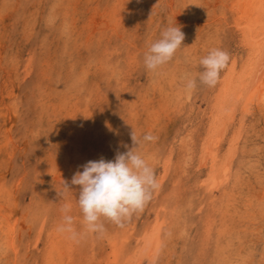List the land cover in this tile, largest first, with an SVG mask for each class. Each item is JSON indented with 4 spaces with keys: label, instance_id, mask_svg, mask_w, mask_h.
Segmentation results:
<instances>
[{
    "label": "rangeland",
    "instance_id": "374dc122",
    "mask_svg": "<svg viewBox=\"0 0 264 264\" xmlns=\"http://www.w3.org/2000/svg\"><path fill=\"white\" fill-rule=\"evenodd\" d=\"M144 1L142 0L139 6H136L135 11H130L127 14L124 18L123 27L111 25L107 34H104L106 38L102 35L101 38L103 39L96 41V38L83 40L86 36H90L84 30L83 34L80 35L82 37L78 38L74 33H69L68 30L66 33V30L59 29V26L66 19L63 16L66 15L64 0H0V133L3 134V136L0 135V141L3 143L7 141L3 139L6 137L4 132L9 130L14 144L13 148L9 146L8 151H3V155L5 154L8 158V154H10L11 159L5 161L4 157V160L0 161L4 162L0 165V176L2 175L3 180L9 186L16 187L14 194L18 200L22 201L20 204L28 206L32 213L38 209L39 205L36 206V204L40 202L41 208H47L52 217L60 221L63 220L64 216L62 209L65 206L70 208L68 214L74 217V228L79 233L76 240L71 239L70 248L73 250L71 251L69 248L68 254L63 256L70 254L67 256L70 259L69 262H72L70 264H87V257L94 260L101 258V254L109 249L110 239L106 236L120 230L119 227L105 220L106 231L102 236H98L87 232L83 225V213L77 202L79 186L72 185L71 180L74 174L77 171H82V166L89 162L85 151H78L80 156L83 157L84 155V158L79 157L78 160H70V166H72L70 173L73 172L71 177L66 171L60 173L62 160L57 156L64 150L61 148L62 144L65 141L71 142L70 137H67L70 130L67 133L64 128L68 124L65 119V112L74 107L75 100L78 105L77 108H80L78 112L81 123H76L74 136L79 137L81 149L87 150L89 146H107L109 152L106 157L103 156L102 158L105 157L106 161L114 160L118 151L127 150L123 145H127L129 148L133 147L131 133L134 131L140 142L139 153L145 160L148 159L147 163L154 169L157 180L162 171V163L167 156L173 158L174 165L182 159L183 153L187 150L182 144L183 139H190V136L194 137L195 151L198 153L200 138L205 133L208 124L206 118L210 106L207 105V101L210 100L211 103V100H215L219 82L212 88L200 83L199 75L203 71L200 60L207 56L206 53L214 48L216 43H220L221 50H223V43L220 41L206 43L207 38L202 40L206 44L204 46L201 45V42L196 43V46L194 43L188 44L189 46L183 44L184 47L180 49L181 51L178 50L179 53L175 54L173 60L161 69L156 72L146 69L144 56L150 45L159 40L158 37L166 28L179 25L183 27V25L180 21L174 24L175 18L172 16V10L165 6L166 0L158 1L155 5L152 4L147 7H144ZM103 3H106V0H102L101 4ZM93 5L95 4L87 3L84 0L79 7L77 6V11H73L74 8L72 7L73 9L69 12L72 16L80 17L79 20L82 21L80 24L85 25L90 19L89 12L92 10L90 7ZM110 6L108 4L106 7ZM54 7L59 12L55 16L57 20L51 23L46 15ZM179 13L184 19V12L179 11ZM91 18L93 23L94 21L98 22L96 25L92 24L91 29L96 31L95 36L99 38L101 34L98 33V30L104 25L99 24L100 16L94 15ZM233 39L234 46L237 47V57H244L246 53L244 42L243 44L238 43L239 39ZM127 40L131 43L134 42L141 52H139L138 57L136 55L137 62L133 64L129 72L131 75L127 76L128 74L125 73L124 76H119L120 81L123 80L126 84V88L123 89L121 85L119 87L113 85L102 94L103 90L96 89L102 82L103 84L109 83L104 78L106 73V75H113V72L118 68L119 70H127L124 67L126 51L128 52L127 49L130 48H126L125 42ZM191 40L193 39L187 40L186 43ZM130 52V54L133 53L132 49ZM226 52L230 56L235 51L230 47ZM190 53L198 59L196 67H192L187 62V56ZM103 59H107L105 64ZM232 61L233 57H230L227 68ZM226 69L221 72L220 77ZM173 70L175 73L178 70L180 74L183 73L180 78L178 77L171 83L175 87L173 85L172 87L167 86L163 82L165 81L164 78L175 74ZM25 71L29 73L25 75ZM21 79L24 81L22 82ZM188 80H195L197 86L195 89L189 90L191 100L187 101V93L183 92L182 98L184 100L181 104L171 103L170 97L165 98V95L153 91L156 87L159 89L164 86L165 90L171 94V90L175 88L185 89ZM9 89H14V95L17 98L14 100L15 103H18L17 114L10 110L13 107L6 98ZM186 91L188 92V89ZM208 98L210 99L208 100ZM146 99L148 102L145 101ZM185 101L186 103H184ZM135 105L138 110L135 109ZM88 107L91 109L89 110ZM85 109L87 111H84ZM239 110V108L236 110L237 115ZM159 115L161 116L159 117ZM200 116L201 118H199ZM258 116L253 115L246 118L245 127L241 129L235 137L236 139H231L232 143H229V139L224 141L225 148L221 155L227 151L226 148L229 145H231L229 156L233 155L231 174L226 187L228 197L235 200L234 206L227 213L226 220L223 219V213L215 215L213 218L216 223L213 230L209 231L210 238L206 239L202 233L204 228H202L201 222L202 217L208 215L209 209L207 206L206 208L203 206V210L199 212L195 211L196 208L193 205L190 206L192 208L190 209L191 214H182L178 221V224L188 222L186 231L168 232L164 230L161 233L163 230H160L162 252L154 264H210L209 260L214 257H216L214 264H220L217 257L219 255L224 256V251H227L235 260L239 258V256L236 258V254L248 258L247 264H264V259L262 260V255L264 256V224H261L262 228H254L256 231L258 230V233L253 235L242 234L240 240L235 239L237 234H234L242 227L240 226L242 217H250H247L250 207L257 211L260 210L256 203H258V196L264 190V114H258ZM235 122L236 125L237 121ZM149 133L156 137L155 141L143 140L144 135ZM118 136L123 138L122 149L120 148V150L117 147L116 137ZM49 138L52 139L49 140ZM74 145L78 147V144ZM75 147L70 143L66 146V151L72 154V157L76 154L74 152ZM253 162L254 164L258 163L259 171L251 168ZM6 163L10 165L8 166ZM58 163L59 165L56 166ZM195 164L194 167L188 166V174L196 171V176L198 175L201 179L204 174L196 170ZM190 178L191 182L196 184L193 176L190 175ZM174 179L176 180V173H170L164 186L154 192L151 201L137 215V234L140 235L145 228L150 227L151 214L157 212L160 203L167 199V193L171 190L167 185L176 184ZM63 181L68 183L73 192L63 188ZM196 185L199 187V184ZM240 193L241 195H239ZM215 196L220 199V192H216ZM254 214L256 213L254 212ZM256 219L259 222H264L261 216L257 215ZM225 221L230 226L231 235L229 234V236L233 238L231 245L226 250V247L223 249L222 245L228 241L223 236L221 225V222L224 223ZM50 223L47 220V228L48 225H51ZM56 225H51L49 232ZM30 226L32 225L30 224ZM244 228L246 227L244 226ZM249 229L251 231L252 228ZM35 235V228L34 230L31 229L29 234L27 231L19 230L16 240L18 257L9 250L3 252V259L15 260L16 264H43L44 246L47 244L49 236L44 235L37 243L35 242ZM245 238H248L247 241ZM2 242L3 240L0 241V246L3 244ZM167 243H169L168 248L164 251L166 248L164 245ZM3 248L0 249V255H2ZM249 254H254V257L250 258ZM54 262V264L60 263L58 257H55Z\"/></svg>",
    "mask_w": 264,
    "mask_h": 264
},
{
    "label": "bare ground",
    "instance_id": "6f19581e",
    "mask_svg": "<svg viewBox=\"0 0 264 264\" xmlns=\"http://www.w3.org/2000/svg\"><path fill=\"white\" fill-rule=\"evenodd\" d=\"M64 1L65 3H63V5L66 15L64 14L63 16L66 19L62 22L61 26H59L60 27L59 29L60 30L62 29L64 31L66 30V33L68 30L69 33H74V35H76V37L78 38L82 37L80 35L84 30L85 32L87 31L88 35L90 36L88 37L86 36L85 38H83V40L84 39L86 40L88 38H96V41L98 40L100 41L103 39L101 38L102 35L104 36L105 33L107 34L108 28L111 25H117V26L119 25L123 27L124 18L127 16V14L130 13V11H135L136 6H139L142 0H106V3L103 4H101L102 0H86L87 3L90 4L94 3L95 5L90 7V9H92L91 12H89L90 14L88 13L90 15L89 17L90 19L85 23V25L80 24L82 22L81 20H79L80 17H77V15L72 16L69 12V10L71 11L73 8H74L73 11H77V8L81 5V3H83L84 0H64ZM158 1L162 2L163 0H145L144 7L151 6L152 4L155 5V3H158ZM108 4H110L111 6L106 7ZM129 5L132 6L130 7ZM165 6L168 9L172 10L171 12L172 16L173 18H175L174 24H177V21L178 22L180 21L181 24L183 25V27L179 25L181 31L185 34V39L183 41V44L189 46L188 44L194 43V45L196 46V43L198 44V42H201V45L204 46L206 44H204L205 42H202V40L207 38L208 41L206 43L213 41H220L221 43H223L224 51H226L228 48L230 49V47L234 49L235 52L234 53L232 52L233 55H230V57H233V61L230 63V66L226 69V71L222 74V76L218 80L219 84L217 85L215 100L214 99H213L214 101L211 100L210 103L209 100L210 98H208L209 101H207L208 102L207 105L210 106L209 107L210 111L208 112L206 118L208 124L205 133H203V135L200 138L201 142L199 145L198 153H196L195 151L196 150L195 149L196 145L194 141L195 138L190 136V139L186 138L182 140V144H184L185 150L187 149L185 153H183V157H182L183 160L180 159L177 162V164L174 165L172 157L167 156L164 159L162 163V171L157 180L159 187L156 191L160 190L164 186V184L166 183L165 181L167 176L173 172L176 173V180L174 179V182L176 184L172 186L167 185V187H169L171 190L167 193L166 196L167 199L163 200V202L160 203L158 207V211L151 214L150 227L145 228L140 235L137 234L136 232H137L138 223L136 218L139 213L135 214L130 220L125 222L123 227H119L120 230L116 231L110 236H106L109 237L108 239H110L108 243L109 249H107L104 254H101V258H98V260L97 259L94 260L92 258L90 259L87 257L86 258V260H88L87 264H154L160 252H162L161 241H160L161 235H159L160 230H163L161 231V233H163L164 230L168 232L169 231L180 232V230L181 232L186 231L188 228V222H183L178 224V221L181 219L182 214L190 213V209H192L190 208V206L192 205L196 208L195 211H199V212L203 210V206H205V208L206 206L208 207L209 209L207 213L208 215L202 217L201 223L203 224L202 228H204L205 231V232L202 231V233H204V238L209 239L210 238L209 231L213 230L214 225L216 223L214 222L215 219L213 217L215 215H219V213H223L222 214L224 216L223 219L225 218L226 220L227 213L229 212V209L234 206V202H235L234 199L228 197V191L226 187L231 174V162L233 159L232 157L233 155L231 157L229 156L231 145L227 146L228 147L226 148L227 151L224 154L222 153L223 155H221V152L224 151L225 148L224 141L226 139H229L230 141L229 143H232L231 139L232 138L236 139L235 137L238 135L241 129L246 125L245 124L246 118L252 117L253 115L258 116V114H264V0H177V1L166 0ZM130 8H132L133 10H131ZM56 9L57 8L54 7L52 10L49 11L48 15H46L49 19V22L51 23L52 22L54 23V21L57 20L55 16L59 12V10ZM85 10L87 11V9ZM179 11L184 12L183 14L184 19H182ZM94 15L100 16L99 24L101 26L104 25L98 30V33L101 34L99 38L95 36L96 31L91 29L93 26L92 24L94 25L98 24V22L96 21H94L93 23V19L91 17H94ZM104 38H106V36H104ZM158 38L160 39L161 35ZM233 38L239 39L238 43L240 42L243 44L244 42L245 44L244 49L246 51L244 57H239V56L237 57L238 55L236 49L237 47L234 46ZM189 39H193V40L186 43V41ZM125 45L126 48L130 47L127 49L128 52L126 51V57H125L126 59L124 64V67L127 70H122V69L119 70L118 68V70L114 71L115 73L113 72V75H106L107 74L106 73L105 74L106 77L104 78L107 79L109 83L107 81H104L107 82L108 84L105 83L103 84L102 82L97 86L96 89L100 91L103 90L102 94L107 92L108 88L113 85H116L117 87L121 85L123 89L126 88V84H124L123 80L120 81L121 79L120 77L124 76L125 73L128 74L127 76L131 75L129 74V72L133 64L137 62L136 55L138 57V54L141 51L140 48L135 46L134 42L131 43V41L129 40L125 42ZM131 49L133 51L132 54H130ZM212 49H221L220 43H216L215 47L211 48V50ZM210 51H208L206 54L208 55ZM177 53L179 52L177 51ZM195 58L196 56L192 55L191 53L189 56H187L188 59L187 62L188 64H191L192 67H196V64L198 62V59ZM103 62L105 64L107 62V59H103ZM192 70H194V68H192ZM28 73H29L28 71H25V75H27ZM178 73L179 70L175 74H172V76L168 78H164L165 81L163 82H165L167 86L169 85L171 87L172 85L174 86V84L171 83L174 82L178 77L180 78L183 74V73L181 74ZM21 80L22 82L24 81L23 79ZM153 91H158L159 94L165 95V98L170 97L169 100H171L170 101L171 103L172 102L179 104L183 103L184 100L182 98L183 92L187 93L186 94L187 101L191 100L190 92L189 90L187 92L186 88L185 89L175 88L171 90V94H169L165 90L164 86L159 89L156 87L154 88ZM15 97L16 96L14 95V89H9L6 98H8L10 105L13 107L10 110H13V113L17 114L18 103H15L14 100L17 99ZM145 101L148 102V99H146ZM74 103H75L73 105L74 107H71L69 111L65 112L66 114L65 119L68 122V124H66L64 128L67 130V133L70 130L67 137H70L69 139H71V142L65 141V143H63L61 147L64 150L60 152L57 156L58 158H60V160H62V164H60L61 167L60 173H64L66 171V173H68L70 177L72 176L73 173V172L70 173L72 167L70 166V160L72 159L78 160L79 157H82V155L81 156L79 155L78 151H85L86 158L88 161H98L103 156L106 157L107 153L109 152L107 146H103V147L89 146V149L87 150H83V148L81 149L80 147L81 141L80 139H78L79 137L74 136L75 135L74 130H76V123L77 122L81 123L80 121L81 117L78 112L80 108L79 107L77 108L78 105L76 100ZM184 103H186V101ZM238 108L240 110L237 115L236 110ZM88 109L90 110L91 108L88 107ZM135 109H137L136 105H135ZM84 111L87 110L85 109ZM160 116L161 115H159V117ZM199 118H201V116ZM235 121H237L238 125L237 124L235 125L236 123ZM79 134L81 135V133ZM0 135L3 136V134L1 133ZM5 135L6 137H4L3 139L7 141L5 143L0 141V161L1 160L3 161L4 157H5V161L11 159L10 154H8L9 157L7 158L5 154L3 155V151H8L7 148L9 146L13 148L14 145L9 130L4 132V136ZM59 135L61 136L60 132ZM52 138L54 137L52 136ZM52 138H49V140H51ZM116 139H117V147L120 150L123 144V138L121 136H118L116 137ZM69 143L72 144L73 147H75L74 144L76 145L78 144V147H75L74 152L76 154L73 157L72 154L66 151V146ZM82 158H84V155ZM2 163L4 162H0V165H2ZM194 164L196 170L202 172L204 176L201 179H199L198 175L196 176L197 174L196 171L190 172V175L193 176V179L196 181V184H199V187L203 189H200L195 183L191 182L192 180L190 178V175L188 174L187 171L188 166L192 165L194 167ZM6 165L9 166L10 164L6 163ZM58 165L59 163L56 164V166ZM251 168L259 171L258 163L254 164L253 162ZM238 184L241 185L240 183ZM15 188H16L15 186L11 187L7 183H5L2 175L0 176V241L3 240L2 242L3 244L0 246V249L1 247H4L2 250V255H0V263L2 264L15 263V260H11L8 258L4 260L3 252H7L10 250L16 254V257H18L16 240L19 230L27 231L29 234V231L31 229L34 230V228L36 233L35 242L38 243L44 235L49 236L48 237L49 240L47 239V244L44 246L45 255L43 259V264H54L55 257H58V260L60 261L59 264L72 263L69 262L70 259L69 257H67L70 254L63 257L65 254H68L67 251L69 250L70 244L72 242V240L69 238L68 233H62L58 231V228L63 223V220L60 221H58L59 219L55 220V218L52 217V214L49 212L47 208L45 207L41 208L40 202H37L36 204V206L39 205L40 208L38 207V209H36V211L32 213L31 210L29 211L28 206H24L20 204V202L22 201L18 200L16 195L14 194ZM218 191L220 192L221 195L220 199L218 196L217 197L215 196V193ZM239 195H241V193ZM6 199H8L7 202ZM257 202L258 203L256 204L259 205L260 210L257 211L254 210L253 207H250L249 210L250 212L247 213V217L248 216L250 217L248 218L242 217L240 224V226H242L241 229L239 231H236V233L232 232L234 234H237L235 239L240 240L242 234L243 235L256 234L258 233V230L256 231L254 228L256 229L262 228L261 224H264V222L257 221L258 219H256V216L257 215L261 216V219L264 220V190L262 191V194L258 196ZM254 212L256 214H254ZM252 216L253 218H251ZM47 220L49 223L51 222L50 223L51 225L57 224L54 227V229L50 232L49 230L51 228L50 227L51 225L50 226L48 225L47 228L46 226ZM174 223H176V225H174ZM30 224L32 226H30ZM221 225H222L223 236L228 241L226 244L223 243L222 245L223 249L226 247L225 248L226 250L228 246L231 245V241L233 240V238L229 236L230 234L229 224L225 221L224 223L221 222ZM244 226L246 228H244ZM248 226L252 228L251 231L249 229L250 227ZM165 234L168 233L165 232ZM246 239L248 238H245V241H247ZM168 245L169 243L164 245L166 247L164 248V251L168 248ZM70 249L71 251L73 250V248ZM235 256L236 258L239 256V258L235 260L233 256H230V254L227 253V251H224V256L219 255L217 259L219 260L220 264H247L248 258H244L240 254L238 255L236 254ZM249 256L250 258H252L254 257V254L251 255L249 254ZM263 259L264 256L262 255V260ZM215 260L216 257L211 258L209 260L210 264H214Z\"/></svg>",
    "mask_w": 264,
    "mask_h": 264
},
{
    "label": "clouds",
    "instance_id": "9594fccd",
    "mask_svg": "<svg viewBox=\"0 0 264 264\" xmlns=\"http://www.w3.org/2000/svg\"><path fill=\"white\" fill-rule=\"evenodd\" d=\"M185 34L179 26L168 27L161 33V38L152 43L144 56L146 68L156 72L173 60L183 46ZM230 56L224 50L212 49L200 60L203 71L199 75L200 83L209 88L215 87L220 74L229 64ZM195 80H188L186 89L193 90ZM156 137L146 134L144 141H155ZM133 147L123 145L127 150L117 152L115 159L106 161H89L72 177L71 184L79 186L78 206L83 213V225L87 232L102 236L106 231L104 221L117 227L135 214L142 212L151 201L159 184L154 169L139 153L140 142L134 131L131 133ZM63 188L73 192L68 183L63 181ZM63 223L58 228L68 233L69 238L76 240L79 233L74 228V217L70 208L65 206Z\"/></svg>",
    "mask_w": 264,
    "mask_h": 264
}]
</instances>
